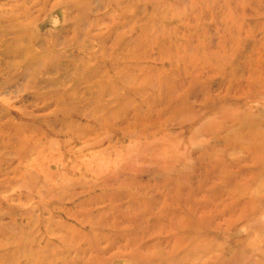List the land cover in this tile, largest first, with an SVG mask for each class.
Returning <instances> with one entry per match:
<instances>
[{"label":"rangeland","instance_id":"obj_1","mask_svg":"<svg viewBox=\"0 0 264 264\" xmlns=\"http://www.w3.org/2000/svg\"><path fill=\"white\" fill-rule=\"evenodd\" d=\"M0 264H264V0H0Z\"/></svg>","mask_w":264,"mask_h":264},{"label":"bare ground","instance_id":"obj_2","mask_svg":"<svg viewBox=\"0 0 264 264\" xmlns=\"http://www.w3.org/2000/svg\"><path fill=\"white\" fill-rule=\"evenodd\" d=\"M259 29V28H258ZM93 76V75H92ZM122 78V77H121ZM119 79V78H118ZM107 82V81H106ZM110 82V81H109ZM105 83V82H104ZM106 85V84H105ZM101 86V85H100ZM102 87H104V86H102ZM99 91V90H98ZM111 116H113V115H111ZM82 117V116H81ZM85 117V116H84ZM90 119V118H89ZM66 142V141H65ZM99 143V142H98ZM65 144V143H64ZM93 145V144H92ZM91 145V146H92ZM83 147V146H82ZM86 149V148H85ZM86 203H87V201H85ZM65 244V243H64ZM11 262V261H10Z\"/></svg>","mask_w":264,"mask_h":264}]
</instances>
